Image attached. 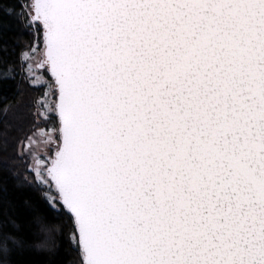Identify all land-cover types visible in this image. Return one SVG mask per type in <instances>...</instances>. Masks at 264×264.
<instances>
[{
	"label": "snow or ice",
	"instance_id": "obj_1",
	"mask_svg": "<svg viewBox=\"0 0 264 264\" xmlns=\"http://www.w3.org/2000/svg\"><path fill=\"white\" fill-rule=\"evenodd\" d=\"M13 141L0 264H264V0H0Z\"/></svg>",
	"mask_w": 264,
	"mask_h": 264
},
{
	"label": "trees",
	"instance_id": "obj_2",
	"mask_svg": "<svg viewBox=\"0 0 264 264\" xmlns=\"http://www.w3.org/2000/svg\"><path fill=\"white\" fill-rule=\"evenodd\" d=\"M20 90L23 93L18 97L22 104H28L36 95L26 84H20ZM26 116V114H24ZM19 135V133H14ZM13 141L7 151H0V160L11 162V157L14 155ZM31 193L25 191L17 193L13 191L11 200L6 203L3 209H0V226L5 232H15L18 236L31 242H39L43 239L44 234L39 231L38 214L24 203V200L29 198ZM10 219L14 223L9 222ZM28 264H44V259L40 256L25 257Z\"/></svg>",
	"mask_w": 264,
	"mask_h": 264
},
{
	"label": "rangeland",
	"instance_id": "obj_3",
	"mask_svg": "<svg viewBox=\"0 0 264 264\" xmlns=\"http://www.w3.org/2000/svg\"><path fill=\"white\" fill-rule=\"evenodd\" d=\"M14 148H15V144H14Z\"/></svg>",
	"mask_w": 264,
	"mask_h": 264
}]
</instances>
